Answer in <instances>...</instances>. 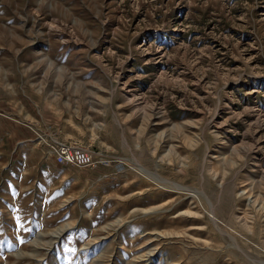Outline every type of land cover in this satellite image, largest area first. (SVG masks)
Listing matches in <instances>:
<instances>
[{"label": "rangeland", "instance_id": "obj_1", "mask_svg": "<svg viewBox=\"0 0 264 264\" xmlns=\"http://www.w3.org/2000/svg\"><path fill=\"white\" fill-rule=\"evenodd\" d=\"M0 264H264V0H0Z\"/></svg>", "mask_w": 264, "mask_h": 264}, {"label": "built area", "instance_id": "obj_2", "mask_svg": "<svg viewBox=\"0 0 264 264\" xmlns=\"http://www.w3.org/2000/svg\"><path fill=\"white\" fill-rule=\"evenodd\" d=\"M55 157L58 162L63 164L86 166L92 162V156L84 149L67 144L59 146Z\"/></svg>", "mask_w": 264, "mask_h": 264}]
</instances>
